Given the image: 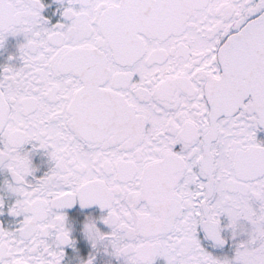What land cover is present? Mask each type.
I'll return each instance as SVG.
<instances>
[{"label": "snow or ice", "instance_id": "obj_1", "mask_svg": "<svg viewBox=\"0 0 264 264\" xmlns=\"http://www.w3.org/2000/svg\"><path fill=\"white\" fill-rule=\"evenodd\" d=\"M0 264H264V0H0Z\"/></svg>", "mask_w": 264, "mask_h": 264}, {"label": "flooded vegetation", "instance_id": "obj_2", "mask_svg": "<svg viewBox=\"0 0 264 264\" xmlns=\"http://www.w3.org/2000/svg\"><path fill=\"white\" fill-rule=\"evenodd\" d=\"M16 43V38L13 37H9L8 38V45L6 47V49H0V62H3L7 55L11 52H14V45ZM7 217L5 216H0V220L5 221V223L7 222Z\"/></svg>", "mask_w": 264, "mask_h": 264}]
</instances>
